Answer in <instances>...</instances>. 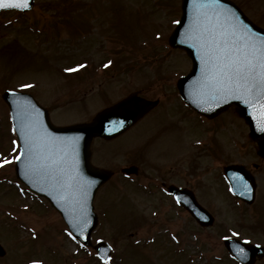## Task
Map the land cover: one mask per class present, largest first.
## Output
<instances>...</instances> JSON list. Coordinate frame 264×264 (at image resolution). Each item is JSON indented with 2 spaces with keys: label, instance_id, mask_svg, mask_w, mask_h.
I'll return each mask as SVG.
<instances>
[{
  "label": "rangeland",
  "instance_id": "obj_1",
  "mask_svg": "<svg viewBox=\"0 0 264 264\" xmlns=\"http://www.w3.org/2000/svg\"><path fill=\"white\" fill-rule=\"evenodd\" d=\"M56 1L60 0H34L30 12L5 11L0 13V243L6 250L5 255L0 256V264H158L157 261L178 264L171 257L168 259L166 257L164 260L165 251L169 247L177 248V243L168 236V233L178 234L181 229L180 219L188 220L189 212L184 210L177 213L176 209L170 205L158 210L147 208L149 202L160 203L161 198L170 202L163 197L164 194L161 193L157 198L151 195L152 192L145 193L142 187L147 182L150 184L152 180H155L154 176L164 172L162 171L164 163L150 162L151 159L155 160L150 156L153 154L150 149H155L157 146H146L149 143L150 133L154 132L150 124L154 122L153 119L150 122L146 120L147 122L138 128H136L139 126L137 125L136 129L133 128L135 130L129 132L125 139L97 142L98 144L94 147L95 150L97 149V157H94L95 163L115 171V176L100 188L95 199L100 225L93 233V242L104 240L113 246V255L107 262L100 260L92 247L82 248L75 239L66 237L65 232L68 228L60 213L51 208L45 200L36 198L26 190L22 191L21 186L17 185V179L14 178V162L19 145L12 130L8 106L1 96L6 88L19 90L28 88L29 91L37 94L36 98L39 97L44 105L51 107L53 121L60 125L88 119L107 104L106 102L102 104L103 98H96V94V99L92 104L89 98L90 94L95 91L88 87L83 88L77 85L78 88L74 90L72 85L78 84L74 81L78 78L68 77L69 81L66 83L68 78L63 77L65 73L63 71L68 68L70 62L66 61L69 58L66 52L73 46L68 47L67 42H69L70 35L66 26L63 28L59 26L58 30L54 28L53 25L58 20L52 14L54 10L67 12L68 9L65 10V8L68 4L77 7L79 3H82L84 4L82 8L86 9L90 4L99 5L98 8H101V11H97V15L109 16L111 14L109 0H101L100 3L99 0H63L64 2L54 4ZM236 1L264 26V0ZM180 5L181 0H118L114 20L117 26L120 25V34L117 37L118 44H113L111 46L113 50L110 51L114 52L116 59H120L119 62L126 60L129 66H132V61H136V66L131 67L132 71L138 67L141 70L140 73L143 70L154 72L156 67H159V72L153 76L148 73L143 74V72L142 74L136 73L135 86L133 85L132 88L158 87L157 80L161 75L168 76L171 79L170 82L174 83L176 79L189 71L191 63L184 52H176L174 48H168L167 45L168 37L180 18ZM109 17L112 18V14ZM99 20L102 19L95 17L90 19L91 23L88 22L91 27L90 31L100 33L97 28L100 25ZM109 20L108 24L113 25L114 22ZM50 39L53 42L48 46ZM158 48L160 51L163 48L166 51L160 54L155 52L153 56H157L159 60L154 61L149 55ZM78 51L71 54L76 59ZM96 52H93V56H97ZM144 55L147 56V60H151L152 65L148 64L150 62L142 61ZM104 72L101 67L97 74L103 77ZM113 73L115 72L111 71V74ZM71 83L72 85H69ZM22 85L31 87H22ZM127 90L129 88L125 87L121 92L124 94ZM161 90L151 95L159 98ZM118 94L115 93L111 99ZM99 101L101 104L97 105ZM166 106L168 108L165 104L160 105L156 110L157 117L169 116L174 104L169 103ZM235 111L234 107H231L218 119L205 121L203 128L200 127L201 131L199 128H194L197 133L190 132L189 129L188 132L183 131L180 136H176L175 133L174 142L171 145H168V139L173 133L166 131L160 133L159 131L156 132L159 136L154 135L151 139L152 141L157 140L162 152L171 159L175 155L172 150L183 152L186 143L190 141L193 151L186 148V151H189L187 155L185 154L187 152L181 153L178 157L179 162L173 159L168 164L173 166L174 163L179 164L180 167L182 166L183 177L189 178L188 168L199 154L200 174H205L210 185L216 188L215 191L220 197L217 199L222 202L212 201V204L207 206L217 220L212 229L205 231L204 234L207 235L201 233L200 241L206 242V248L203 249L205 256L198 257L200 264H227L229 262L225 257L223 244L224 233L227 232L225 227L235 225L232 232L251 236L255 230L248 229L247 223H254L259 228L257 232L255 231L257 238H260L259 230L264 231V210L263 212L258 211L262 213L257 214L255 213L256 203L249 206L242 201L233 200L225 190L223 183L217 179L225 163L237 161L249 165L252 160H255L256 142L249 137L246 123ZM168 120L172 122V117L170 116ZM196 120L197 127L199 124L201 126L199 119ZM163 139L167 140L165 144L171 149L164 147ZM216 144L219 146L217 152H221L219 160L210 156L212 152L210 146H216ZM132 149L136 152H131ZM134 159L143 163V169H140L137 178L122 176L121 166L130 165ZM4 160L9 162L3 163ZM146 161L156 167L160 166L159 169L149 168ZM260 170L264 174V165ZM255 172L264 187V179L260 177L259 172ZM134 184L137 185L136 188ZM219 186L222 188L218 189ZM261 203L264 207V200L259 204ZM133 205L137 207L138 210L135 209L137 213L131 209ZM185 227L189 228V224L186 223ZM189 231L192 230L189 229ZM202 234L209 239L203 237ZM190 235L191 232L187 236ZM138 241L139 245H135L138 246L135 249L132 244ZM145 254L148 256L147 259L143 258Z\"/></svg>",
  "mask_w": 264,
  "mask_h": 264
},
{
  "label": "water",
  "instance_id": "obj_2",
  "mask_svg": "<svg viewBox=\"0 0 264 264\" xmlns=\"http://www.w3.org/2000/svg\"><path fill=\"white\" fill-rule=\"evenodd\" d=\"M206 2L207 0H182V17L169 39L171 45L184 49L193 62L191 71L179 79L182 96L191 106L209 116L235 104L239 113L249 122L252 135L263 136L264 125L261 124L258 105L254 109L236 96L222 97L210 89L205 75L202 46V40L207 39V36L205 34L201 37L199 29L200 24L211 27L219 23L226 28L234 25L242 30L241 34L246 32L257 42L264 37V29L249 19L231 0H219L214 8H197L198 4ZM32 3L33 0H28L29 6L23 9L31 8ZM205 14L207 20L204 19ZM3 96L10 106L14 130L21 145L20 151L24 153H20V159L17 160V176L31 190L46 196L52 206L61 212L74 235L89 244L91 231L97 226L98 220L93 200L97 188L111 175L91 164L89 157L92 140L96 136L112 138L124 132L153 104L143 99L129 98L100 112L91 122L60 127L52 124L48 111L38 105L31 94L7 90ZM261 149L260 153L264 155V143ZM225 171L235 193L243 196V183L233 179L235 175L243 176V168L229 166ZM188 208L195 216L203 211L197 203ZM212 221L211 218L208 223ZM226 243L234 257L243 264L252 263L259 254L260 248L257 245L232 238L227 239ZM96 247L100 256L107 259L111 248L103 242ZM240 248L244 249L243 253L239 251ZM2 253L4 254V250L0 245V254Z\"/></svg>",
  "mask_w": 264,
  "mask_h": 264
},
{
  "label": "flooded vegetation",
  "instance_id": "obj_3",
  "mask_svg": "<svg viewBox=\"0 0 264 264\" xmlns=\"http://www.w3.org/2000/svg\"><path fill=\"white\" fill-rule=\"evenodd\" d=\"M97 11L98 10H94V9H88V10H79V12L81 13V15L79 16V22H80V26L82 24V22L86 21V25L82 26L81 30L79 32H81V34H84V41L86 44H88V46H91L93 43H95L97 41V44L101 49H105V51L107 50H113V48L111 49V46L114 44H118V38L119 34L118 32L114 31L116 29V26L108 24V19H110V17L108 15H104V16H98L97 15ZM68 12L70 13H75V10H71V11H67V17L71 18L70 14H68ZM76 17V16H75ZM93 17L95 18H101L102 20H99V27H97L99 29L100 32H102L105 36H100V33H98L97 31H90L89 27V23H91L90 19H92ZM116 17V16H115ZM106 20V21H105ZM110 21V20H109ZM104 38V39H103ZM103 39V40H102ZM104 43V45H102ZM91 62H89L85 67H83L81 69V73L78 74H74L73 78H78L75 79L74 81H77L78 84H73V89L76 90L78 87H76L77 85H79V87H88L90 88V90L95 91L93 94H90L91 97L95 96L96 97H101L104 99V103L108 102L109 100H111L112 96L115 95V93H119L118 95H129L130 93L133 92H138L140 95L152 99L155 101V96H152V93H155L157 91H159V89H162L159 96L161 97H157V99H159V104L152 109L150 112H148V114L144 117L146 118L147 116L151 115L152 112H155L160 105L163 106L165 104V107L168 108L166 105L167 104H174L172 111H170V114L168 117H165L164 119H162V124H163V130L171 133L174 130H176V132H178L180 130V125H181V121H183V101H181V98L179 97L178 94V90H177V82L171 83L168 76H160V79L157 80L158 83V87L155 88H151V87H147V88H141V87H137V88H132L133 85L135 86V74L137 72L138 69H135V71H132V66H136V62L132 61V66H129V64L127 63V61H123V63L121 64L120 59L119 58H115L114 57V52L110 53L109 56H105V57H101V58H91L90 60ZM109 61H111V63H109ZM107 65V66H106ZM127 66H129L127 68ZM103 68V71H105V74L103 77H101L100 74H97L98 69L99 68ZM111 71H114L115 73L111 74ZM131 72H133L131 74ZM164 78V79H163ZM163 79V80H162ZM162 80V81H161ZM69 81V80H68ZM72 84V83H71ZM70 84V85H71ZM160 85V86H159ZM122 87V88H121ZM128 87L129 90H127V92H125L124 94L121 92L123 88ZM97 91V92H96ZM162 98H165L163 101L161 100ZM167 100V101H165ZM162 101V102H161ZM169 110V109H167ZM194 114L197 116V118L199 117V115L194 112ZM170 116L172 117V122H170L168 119H170ZM143 118V119H144ZM138 124H136L135 126H133L132 128L136 127ZM171 125V126H170ZM131 128V129H132ZM171 142L173 141V138L170 139ZM172 152H174L172 150ZM182 151L178 150L176 151L174 154V157L171 158H167L168 155L161 156L159 159L157 160H152L150 162H154L157 161V163H164L163 166V170L164 171L162 174L158 175V176H154L155 180H152L150 182V186L151 188H155L157 189V192L160 193H164L166 199L170 200L171 202H160L159 203V207H166V205H170V207L175 208L176 212L178 213L179 211L183 212L184 210H186L184 205V200H175L174 196H172L171 191H170V187L171 186H176L178 188H186L188 191H190V193H192L193 195H195V197L197 198V200L201 203V205H203L204 207H207L208 205L212 204V201H217L222 203L218 197L217 192L215 191V187L210 185V182L207 180V178H205V174H200V170L199 169V162L198 159H200V156L198 154L197 158H195L190 167L188 168L189 170V178H184L183 177V173H182V166L180 167L179 164L174 163L175 165L173 166L172 164H168V160L171 162L173 159L177 160L178 162L179 160V154H181ZM207 155V154H206ZM150 156L153 157V159L155 158V155L150 154ZM210 156L213 158H218L220 155L217 154L216 152H212L210 153ZM164 161V162H163ZM132 164L130 165H134L139 169V173H140V169H143V163L136 161L135 159L131 162ZM166 163V164H165ZM146 164L149 168H152L154 170H158L160 166L156 167L154 165H152L151 163L149 164L146 161ZM246 165H248L247 163H245ZM253 167H255L256 169H253L252 173L255 175V184H256V188L257 190L256 192V203L257 204V208L259 210H263L264 207L260 203V201L264 200V187L263 185L260 183L259 177L256 174L255 171L259 172V175L261 178L264 179V174L263 171L260 170L262 164L260 162H258L257 164H252ZM225 166V165H224ZM224 166H222L221 168V172L220 175H217V179L220 180L221 183H223L224 187L227 186L228 187V183L227 180L225 178V175L223 173V168ZM150 170V169H149ZM139 175V174H138ZM137 178V176H136ZM191 178V179H190ZM264 181V180H263ZM147 184H149L147 182ZM222 187L219 186L218 189H220ZM162 200H164L162 198ZM258 202V203H257ZM226 203V202H225ZM209 207V206H208ZM188 220H183L182 218L180 219L181 221V229L180 231H178V236L180 239V258H181V264H195L194 262V257H203L204 252L203 249L206 248V242L204 240H201V233H206L205 231H207V229H212V227H203L202 225L199 224V222L193 217L191 216L190 213H188ZM189 224V228L185 227V224ZM235 226V225H234ZM234 226H227L225 227V230L227 232L224 233V237H231V236H235L237 238L240 239H248V238H252L256 243L260 244V245H264V231H260L258 232V235L260 236V238H257L255 236V231L257 232V230L259 228L253 227V229H255V231L252 229V227L250 225H247V228L250 230H253L254 232L251 233V236L247 234L245 235H241L235 232H232V229ZM236 227V226H235ZM189 229H191L192 231H189ZM191 232L190 236H187L188 233ZM202 234V236H203ZM212 234V233H211ZM184 237H183V236ZM207 235V234H204ZM205 237V236H203ZM186 238V240H185ZM206 239L209 237H205ZM208 245V244H207ZM186 248L189 249V251H186ZM196 250H195V249ZM209 248V247H208ZM191 249V250H190ZM210 249V248H209ZM225 252L227 253V257H229V260L232 264H239L236 260H234L232 258V256L230 255L229 251L225 248ZM206 261H208V258H206ZM210 264V263H208ZM255 264H264V258L257 260Z\"/></svg>",
  "mask_w": 264,
  "mask_h": 264
},
{
  "label": "snow or ice",
  "instance_id": "obj_4",
  "mask_svg": "<svg viewBox=\"0 0 264 264\" xmlns=\"http://www.w3.org/2000/svg\"><path fill=\"white\" fill-rule=\"evenodd\" d=\"M218 4L219 0H207L206 3L198 4L197 8H214ZM9 6L27 8L29 4L28 0L10 5L0 2V7ZM204 19H208L206 14ZM176 23L179 24L180 21ZM241 31L234 25L226 28L219 23L211 27L200 24V36L203 37L205 34L207 36V39L202 40L205 75L210 89L215 94L222 97L236 96L254 109L258 105L261 124L264 125V37L257 42L246 32L241 34ZM68 71H73V69H68ZM22 87L31 86L22 85ZM16 159L19 160L20 156ZM8 162L3 161V163ZM233 179L242 180L243 178L235 176ZM241 186L244 189L248 187L247 184ZM239 251L243 253L244 249L240 248Z\"/></svg>",
  "mask_w": 264,
  "mask_h": 264
}]
</instances>
